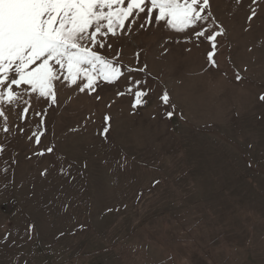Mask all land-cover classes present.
Listing matches in <instances>:
<instances>
[{
	"label": "rangeland",
	"instance_id": "374dc122",
	"mask_svg": "<svg viewBox=\"0 0 264 264\" xmlns=\"http://www.w3.org/2000/svg\"><path fill=\"white\" fill-rule=\"evenodd\" d=\"M241 3L212 0L226 29L218 38L219 70L207 62L206 41L197 47L167 29L137 32L133 26L122 59L132 63L143 50L153 77L149 103L135 115L131 97L116 98L113 87H104L99 102L60 88L43 140L55 144V155L28 159L29 144L17 138L9 155L0 157V173L8 167L9 178L23 184L11 193L15 203L0 195V230L10 226L21 237L18 247L0 248V264L13 257L29 264H77V254L79 264H160L169 254L176 264H264V123L254 115L250 95L264 85V16L249 27L248 0ZM245 67L244 80L235 81L233 72ZM164 90L177 105L172 120L159 103ZM6 112L10 124L18 123ZM106 112L113 116L110 145L96 135ZM91 113L95 123L84 130ZM0 141L7 143L2 132ZM119 153L128 156L126 169L116 165ZM53 160L65 168L71 164L75 180L51 168ZM44 167L50 168L46 180L39 176ZM154 179L161 183L151 187ZM33 184L36 196L29 198ZM63 202L72 205L67 212ZM29 221L36 225L34 242L22 239ZM77 221L90 229L54 239Z\"/></svg>",
	"mask_w": 264,
	"mask_h": 264
},
{
	"label": "snow or ice",
	"instance_id": "6c2138e0",
	"mask_svg": "<svg viewBox=\"0 0 264 264\" xmlns=\"http://www.w3.org/2000/svg\"><path fill=\"white\" fill-rule=\"evenodd\" d=\"M236 2L242 6L241 0ZM247 6L250 27L254 19L264 16V0H248ZM134 25H137V32L149 27L170 30L181 34L185 43L195 41L197 47L206 41L210 45L207 62L219 70L218 38L226 35V29L214 15L212 0H0V132L7 141H0V157L9 155L12 140L17 138L29 144L31 155L26 157L28 159L55 155V144L45 145L43 140L49 132L48 112L58 105L60 88L74 89L99 102L103 100L104 87H113L116 98L131 97L130 115L146 107L153 93L148 80L153 77L148 63L141 59L143 50L134 53L132 63L122 59L123 42L133 34ZM163 51L166 53L167 47H163ZM242 71H247L246 67L233 72L235 81L244 80ZM250 95L254 115L264 123V85ZM114 103L115 100H111L105 106L111 108ZM159 103L164 109L163 116L172 120L177 105L169 91H162ZM6 110L17 116L18 123H9ZM94 115L91 113L85 118L81 125L84 130L89 121L95 123ZM113 130V116L106 112L96 132L102 144H111ZM247 147L252 149L253 144L249 142ZM11 159L13 163L18 162L15 157ZM128 163L127 154L119 153L117 167L126 169ZM252 164L251 160L246 162L248 167ZM50 165L66 179L75 180L71 164L65 168L53 160ZM83 167L87 168V164ZM9 171L5 167L0 173V195L5 202L15 203L11 193L22 189L23 184L10 179ZM49 171V167H44L39 172L40 178L46 180ZM77 174L82 175L79 170ZM160 183L159 179H154L151 187ZM28 195L35 198V184ZM142 195L138 194L137 198ZM71 207L68 202L61 204L66 212ZM89 229L86 222L77 221L54 239L59 241ZM37 235L35 223L27 222L22 239L34 242ZM20 239L19 233H14L10 226L0 230V248H16ZM47 247L52 250L51 244ZM103 250L108 251L106 246ZM7 264H29V261L13 257ZM160 264H176V259L169 254Z\"/></svg>",
	"mask_w": 264,
	"mask_h": 264
}]
</instances>
